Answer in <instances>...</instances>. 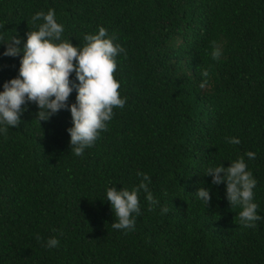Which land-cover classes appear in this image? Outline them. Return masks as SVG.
Returning a JSON list of instances; mask_svg holds the SVG:
<instances>
[{
    "label": "trees",
    "instance_id": "trees-1",
    "mask_svg": "<svg viewBox=\"0 0 264 264\" xmlns=\"http://www.w3.org/2000/svg\"><path fill=\"white\" fill-rule=\"evenodd\" d=\"M49 10L61 41L78 48L100 27L115 37L126 103L81 156L70 149L69 108L39 122L26 101L19 127L0 131V264H264V219L244 227L226 182L205 174L242 157L264 217V0H0V91L23 55L5 56L4 41L22 47L43 23L32 17ZM70 80L69 106L75 71ZM138 173L158 203L149 210L141 190L134 228L114 229L107 189L133 190Z\"/></svg>",
    "mask_w": 264,
    "mask_h": 264
},
{
    "label": "clouds",
    "instance_id": "clouds-1",
    "mask_svg": "<svg viewBox=\"0 0 264 264\" xmlns=\"http://www.w3.org/2000/svg\"><path fill=\"white\" fill-rule=\"evenodd\" d=\"M42 20L38 30L27 33L26 42L21 47V39L13 36L4 41L7 48L5 56L15 57L23 53L19 76L5 82L3 91H0V131L7 132L8 127H19L20 114L24 111L22 105L26 101L38 105L36 115L38 121H47L63 108H69L73 126L68 129L70 133V149L76 156L83 155L86 148L91 147L97 140L101 130H106V122L113 116L114 108H123L126 100L119 94L120 84L115 79V58L124 49L113 43L115 37L107 38L104 27L98 33L84 36L86 44L82 48L74 46L68 41H61L63 26L55 19V12H37L32 22ZM222 55L218 46L213 47L212 59L219 60ZM74 61L76 63H74ZM75 71L79 81L76 102L68 105V98L73 91L70 80L71 73ZM204 78L200 84L204 88L209 77L208 70H202ZM228 143L238 145L240 140L231 138ZM249 159L255 158L254 152H247ZM247 165L241 157L231 162L228 167L223 165L209 167L205 174L212 176V183L219 185L226 182L227 199L233 207H240L239 220L244 227H254L255 222L264 219L257 214L258 205L253 202V189L256 180L252 173L247 171ZM223 174V175H221ZM143 179L133 190L109 187L106 200L110 203L112 211L117 218L112 223L114 229L131 230L135 226L133 214H140L138 193L143 190L149 203V210L158 203L148 189L151 178L145 173H138ZM198 198L208 206L211 196L209 190L201 187L196 192ZM167 208L162 212L166 213ZM59 241L51 238L47 247L55 248Z\"/></svg>",
    "mask_w": 264,
    "mask_h": 264
}]
</instances>
